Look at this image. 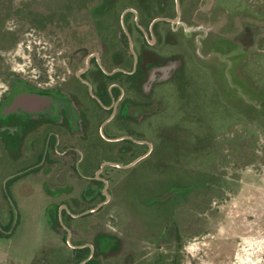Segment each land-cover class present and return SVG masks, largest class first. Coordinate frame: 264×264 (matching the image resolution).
<instances>
[{"label":"flooded vegetation","instance_id":"af4514ba","mask_svg":"<svg viewBox=\"0 0 264 264\" xmlns=\"http://www.w3.org/2000/svg\"><path fill=\"white\" fill-rule=\"evenodd\" d=\"M63 2L52 7L46 19L32 14L40 21L35 25L39 29L47 23L46 69L24 75L0 63V206L12 201L8 187L26 184L39 191L52 239L64 247L67 264H178L173 259L168 262L163 248H157L151 260L145 248L125 249L123 239L104 228L100 212L114 207L111 193L120 182L118 172L151 155L157 144L168 155L167 165L182 167L188 159L186 151L194 153L204 150L207 142L222 141L224 137L216 134L198 135L193 141L186 130L170 131L164 123L167 101L171 96L179 98L190 118L201 122L197 111L190 109L192 71H210L197 58L196 31L201 24H219V34L231 32L240 19L237 42L249 48L256 33L246 20H263L262 4L251 0ZM260 52L262 58V48ZM27 96L38 99L25 103ZM235 112L224 128L238 120L243 137L247 135L243 114ZM258 129L262 134L261 125ZM185 190L175 186L155 199L166 202ZM170 234L181 251L176 224L157 239ZM0 235H4L1 229ZM49 242L46 245H52Z\"/></svg>","mask_w":264,"mask_h":264},{"label":"rangeland","instance_id":"374dc122","mask_svg":"<svg viewBox=\"0 0 264 264\" xmlns=\"http://www.w3.org/2000/svg\"><path fill=\"white\" fill-rule=\"evenodd\" d=\"M251 1L261 2L264 12V0ZM63 5V0H0L2 66L24 75L46 69L47 23L39 29L35 25L40 21L32 14L46 19L52 7ZM237 20L231 32L219 34V24H201L196 31L197 58L210 71H192L190 109L197 111L201 124L172 96L165 119L161 118L170 131L193 134V141L205 133L223 136L222 141L207 142L204 150L194 153L186 151L184 167L167 165L168 155L157 144L151 155L118 172L120 182L111 193L114 207L100 212L104 228L118 234L125 249L145 248L148 260L163 248L168 262L173 259L178 264H264V137L258 129L261 125L264 130V18H247L257 34L249 48L237 42L241 21ZM235 109L243 114L247 128L243 137L238 120L224 128L235 118ZM175 186L188 190L166 202L155 199ZM32 188L20 184L6 189L12 201L0 206L4 233L0 264H67L65 249L52 239L45 220L42 195ZM175 224L181 251L174 235L157 239ZM49 241L52 245H46Z\"/></svg>","mask_w":264,"mask_h":264},{"label":"water","instance_id":"95a60500","mask_svg":"<svg viewBox=\"0 0 264 264\" xmlns=\"http://www.w3.org/2000/svg\"><path fill=\"white\" fill-rule=\"evenodd\" d=\"M37 99L38 97L35 96H27L26 98H24V102L31 104L34 103Z\"/></svg>","mask_w":264,"mask_h":264},{"label":"trees","instance_id":"16d2710c","mask_svg":"<svg viewBox=\"0 0 264 264\" xmlns=\"http://www.w3.org/2000/svg\"><path fill=\"white\" fill-rule=\"evenodd\" d=\"M262 135H263V137H264V130H263V132H262Z\"/></svg>","mask_w":264,"mask_h":264}]
</instances>
